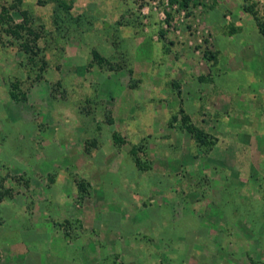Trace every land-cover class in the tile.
Segmentation results:
<instances>
[{"label": "rangeland", "instance_id": "obj_1", "mask_svg": "<svg viewBox=\"0 0 264 264\" xmlns=\"http://www.w3.org/2000/svg\"><path fill=\"white\" fill-rule=\"evenodd\" d=\"M65 1L0 0V132L21 154L0 199L47 173L22 169L49 145L82 224L106 221L107 261L122 213L152 264H264V35L245 0Z\"/></svg>", "mask_w": 264, "mask_h": 264}, {"label": "crops", "instance_id": "obj_2", "mask_svg": "<svg viewBox=\"0 0 264 264\" xmlns=\"http://www.w3.org/2000/svg\"><path fill=\"white\" fill-rule=\"evenodd\" d=\"M197 100L198 106L203 109L205 105L200 103L203 99L198 97ZM0 120L2 121L1 118ZM20 138L25 139L23 136ZM13 151L9 149L0 132V162L8 160L11 162L12 156L21 162V154ZM27 155L33 160L22 170L41 173L40 167L45 161L52 166L45 171L46 174H35L32 177L34 180L30 191L23 190L24 184H17L14 196L0 199V247L2 254L7 250L13 252L15 260H10L12 264H152L148 261L151 258V249L148 248L146 238L141 235L143 243L136 242L135 236L138 234L131 228L132 222L122 213H114L113 216L125 227L114 228V232L120 230L122 235L120 234L112 243V250L107 251L114 259L107 261L104 240L96 238L104 234L106 224L104 218L97 220L96 223L99 221L100 223L89 230L82 224L85 218L82 204L64 191L66 181L61 178L54 181L50 179L51 174L48 173L53 174L52 168L57 165L54 147L48 145L45 148H38L37 151L28 152ZM9 165L15 168L18 166L12 162ZM2 170L3 167L0 165V174ZM61 219L66 220L67 228L59 224ZM167 219L172 220L165 217L163 221L167 222ZM122 229L127 233H123ZM3 235L14 238L3 239L1 238ZM90 250L93 251L91 258L88 255ZM3 258L0 256V264H3Z\"/></svg>", "mask_w": 264, "mask_h": 264}, {"label": "trees", "instance_id": "obj_3", "mask_svg": "<svg viewBox=\"0 0 264 264\" xmlns=\"http://www.w3.org/2000/svg\"><path fill=\"white\" fill-rule=\"evenodd\" d=\"M58 2L61 6H63L66 9L71 8V5L68 4L65 0H58ZM188 3H189V0H184V5H188ZM259 5H260V2L258 0H245L243 8L246 12H249L254 16L260 32L262 33V35H264V15L263 16L260 15L261 13L258 9ZM22 27H23L22 24H18L16 26V28H22ZM12 32L15 34L18 33L16 29L12 30ZM95 56H96V58L100 57L101 59H104L97 52H95ZM11 95L14 98L18 97L17 93L15 91H12ZM176 118L177 117H175V119ZM183 123H184V126L186 127V129L189 130L190 132H192L198 141H202L203 131L192 124V122L190 121V118L188 117L187 114H184ZM80 186L85 187V184L82 183V184H80Z\"/></svg>", "mask_w": 264, "mask_h": 264}]
</instances>
